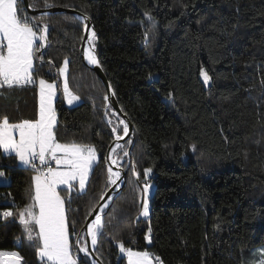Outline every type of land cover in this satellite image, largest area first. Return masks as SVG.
Listing matches in <instances>:
<instances>
[{
	"label": "trees",
	"instance_id": "16d2710c",
	"mask_svg": "<svg viewBox=\"0 0 264 264\" xmlns=\"http://www.w3.org/2000/svg\"><path fill=\"white\" fill-rule=\"evenodd\" d=\"M28 1L34 10L73 9L92 20L96 57L134 126L123 145L129 156L119 149L126 183L106 210L99 261L128 264L121 241L163 264H243L244 253L264 250V0ZM18 11L34 28L48 24L34 78L60 85L67 59L69 87L82 101L68 107L60 91L58 142L94 146L99 156L86 192L74 189L69 201L66 189L59 190L78 256V234L111 190L106 157L115 134L107 121L108 90L84 60L82 20L66 12L33 16L21 0ZM3 116L13 123L37 119V88L1 89ZM149 167L151 214L142 218ZM0 171L10 179L0 185V212H13L0 216V251L19 252L22 264H46L17 215L31 203L34 172L1 149ZM79 264L91 261L80 254Z\"/></svg>",
	"mask_w": 264,
	"mask_h": 264
},
{
	"label": "snow or ice",
	"instance_id": "6c2138e0",
	"mask_svg": "<svg viewBox=\"0 0 264 264\" xmlns=\"http://www.w3.org/2000/svg\"><path fill=\"white\" fill-rule=\"evenodd\" d=\"M33 25L34 21L27 15L19 14L18 0H0V89L37 84L33 76L34 60L43 61V56H38L37 53L46 46L48 24L44 23L35 28ZM84 28L85 31L88 30L86 23ZM145 36L147 37V33ZM95 39L96 33L91 31L86 39L88 45L86 58L92 64H98L93 52ZM67 67L68 60L65 59L60 72L64 75L63 94L71 104L80 97L69 88ZM203 76L205 82L210 79L206 72ZM38 86V118L13 123L7 116L0 117V149L5 155L14 154L22 165L31 167L36 173L33 176L31 203L17 214L19 222L24 226L27 240L39 242L38 254L42 260H46V264H78L72 253L65 197L61 196L57 189L60 185L67 186L69 201L74 188L77 192H83L98 156L94 146L58 142L55 132L57 114L53 105L57 85L40 78ZM118 129L122 131L123 136L117 134L116 141L129 136L128 123L124 120H119L118 125L113 126L112 132L117 133ZM116 149H122L124 157L129 156L127 149L119 143L110 150L111 155L106 159L110 161L107 173L108 182L112 185H116L121 177V172L113 171L112 167L116 165L119 168L121 164ZM52 161L55 162V167L51 166ZM132 171L139 180L140 173L135 170L134 164ZM152 171L150 167L143 170L145 177L141 188L143 216H147L149 212L147 197L152 185L148 177ZM0 177H5L3 171H0ZM105 195L106 193L102 194L100 199H104ZM107 207L108 204L105 203L99 208V212L103 213ZM0 216L10 217L13 216V212L4 210L0 212ZM104 229L102 217L97 214L86 231L91 237L93 247ZM76 243L80 245L78 252L82 251L87 255V241L77 239ZM119 247L121 252L127 253L128 264H153L148 252L125 248L122 241L119 242ZM22 261L23 257L19 252L0 251V264H22ZM157 264H160L158 259ZM259 264H264V250H261Z\"/></svg>",
	"mask_w": 264,
	"mask_h": 264
},
{
	"label": "water",
	"instance_id": "95a60500",
	"mask_svg": "<svg viewBox=\"0 0 264 264\" xmlns=\"http://www.w3.org/2000/svg\"><path fill=\"white\" fill-rule=\"evenodd\" d=\"M22 3L25 5L26 9L28 10V12L33 15V16H37V15H48V14H51V13H55V12H66V13H71V14H74L75 16H77L80 20H82L84 23H86L88 25V30L86 31L85 33V41H84V48H83V57H84V60L86 62V64L88 66H90L92 69H94L98 76L100 77V79L102 80V82L104 83V85L106 86L107 90H108V106H111V108L115 111V113L122 119L124 120L125 122L128 123V127H129V136L127 137H123V139H121L119 141V143L122 145L124 144L134 133V126L131 122V120L129 119V117L127 115L124 114L123 110L121 109V107L119 106L118 102H117V99L115 97V93L113 91V88L107 78V76L105 75L102 67L100 66L99 64V61H98V64H91L87 58H86V51H87V48H88V45L86 43V39L88 37V33L89 31H95L96 33V30H95V27L93 25V22L90 18H88L87 16L77 12L76 10H73V9H65V8H53V9H47V10H34V9H31L30 7V4H29V1L28 0H21ZM85 17H87V19H85ZM97 34V33H96ZM114 93V94H113ZM123 136V135H122ZM116 137V136H115ZM118 141H116V138H115V141L111 144V146L109 147L108 151H107V157L108 158L110 155H111V149L114 148V146L116 145ZM106 162L109 166V163L110 161L106 159ZM113 168H115V165H112ZM119 170V169H117ZM120 171V170H119ZM121 172V178H122V183L120 185V187L117 189V191L115 192V196L113 198V201L114 199L122 192L123 190V187L126 183V172ZM111 193V190L108 191L106 193V195L104 196V199H101V202L99 204V206L96 208V210L93 212V214L91 215L89 221L87 222L86 226L81 230V232L78 234V238L77 239H80L82 238V235L85 231H87V228L89 226V224L91 223V221L94 219V217L98 214V211H99V208L104 204L106 198L109 196V194ZM113 201L111 202L110 206H112L113 204ZM108 207V208H109ZM105 214H106V211L102 213L101 217H102V222L104 223V217H105ZM101 235V234H100ZM100 235L98 236V239H97V244L92 247L91 245V237L88 236V251H89V259L91 261V264H102L99 259L97 258V256L95 255V250L97 248V245H98V240L100 238Z\"/></svg>",
	"mask_w": 264,
	"mask_h": 264
},
{
	"label": "rangeland",
	"instance_id": "374dc122",
	"mask_svg": "<svg viewBox=\"0 0 264 264\" xmlns=\"http://www.w3.org/2000/svg\"><path fill=\"white\" fill-rule=\"evenodd\" d=\"M63 66H64V64H63ZM62 66V67H63ZM61 67V68H62ZM67 79H68V67H67ZM63 81H64V75L60 72V86H61V90L63 91ZM70 88V87H69ZM71 90V89H70ZM63 96H64V94H63ZM64 101H65V97H64ZM82 102V101H81ZM65 104H66V102H65ZM67 105V104H66ZM79 105V104H78ZM78 105H75V106H72V107H76V106H78ZM68 106V105H67ZM68 107H70V106H68ZM111 107V106H110ZM110 114L112 115L111 117H108V119H107V121L109 122V121H111V123H109L112 127L114 126V125H118V122H119V120L117 119V118H115V117H117V114L115 113V111L112 109V111L110 112ZM114 117V118H113ZM120 127H122V126H120ZM115 134V136L118 134V132L117 133H114ZM122 145H124V144H122ZM2 150V149H1ZM3 151V150H2ZM117 154H118V158L121 160V164H120V166H119V170L120 171H122L121 170V167H122V165L124 164V158H122L121 156H120V150H118L117 151ZM98 156V155H97ZM98 159H99V156H98ZM123 172V171H122ZM88 181H89V179H88ZM88 181H87V184H86V187H85V189H84V191L83 192H79V193H84V192H86V190H87V187H88ZM9 183H10V179L5 175V177H0V185L1 186H6V185H9ZM111 186H112V184H110ZM64 187H67V186H64ZM58 191V190H57ZM152 191H153V189H152V187H151V189L149 190V193H148V197H147V199H148V209H149V212H148V215L147 216H143V215H141V217L142 218H149L150 217V214H151V204H150V201H151V197H152ZM11 224V223H10ZM21 226H22V228L24 229V226L21 224ZM25 238H26V235H25ZM26 241L28 242V243H37L38 245H39V242L38 241H35V242H30V241H28L27 240V238H26ZM81 241L82 242H84V241H87V244H88V235L86 234V231L83 233V235H82V238H81ZM71 242V241H70ZM78 247L76 248V251H77V253L78 254H80V252H78V249H79V245H77ZM261 250H263V249H260V248H255V249H253L252 251H250V252H247V253H244V255H243V264H259V261H260V259H257V257H256V255H257V253H261ZM82 252V251H81ZM72 253H73V249H72ZM74 255V254H73ZM75 258H76V256H74ZM149 258L153 261V264H157V262H155V257L152 255V256H150L149 255ZM46 261V260H45ZM160 264H163V263H160Z\"/></svg>",
	"mask_w": 264,
	"mask_h": 264
},
{
	"label": "crops",
	"instance_id": "0c3cea01",
	"mask_svg": "<svg viewBox=\"0 0 264 264\" xmlns=\"http://www.w3.org/2000/svg\"><path fill=\"white\" fill-rule=\"evenodd\" d=\"M37 80V79H36ZM49 82V81H48ZM49 83H55L56 85H57V90H56V96H55V98H54V101H53V105H54V108H55V110H56V114H57V109H56V103H57V100H58V97H59V93H60V91H61V93H62V96H63V91L61 90V86L57 83V82H49ZM24 86H35L36 88H37V92H38V114H39V86H38V80H37V84H34V85H24ZM20 87H23V86H14V88H20ZM6 89H7V87H5ZM1 90V89H0ZM65 97V102H66V104L68 105V106H70V107H72V106H75V105H78V104H80L81 103V99H79V100H74L71 104L68 102V99H67V97L64 95L63 96V98ZM37 118H38V116H37ZM57 123H58V115H57ZM57 126V125H56ZM97 153V152H96ZM12 155H14V154H12ZM98 155V154H97ZM15 156V155H14ZM16 157V156H15ZM17 158V157H16ZM17 161H18V164H19V166L20 167H23V168H27V169H31V167H29V166H24V165H22L21 164V162L18 160V158H17ZM98 162V161H97ZM96 165V163L93 165V168H94V166ZM93 170V169H92ZM34 172V175H36V173H35V171H33ZM91 174V173H90ZM33 175V176H34ZM89 177H90V175H89ZM65 185H60V186H58V191L60 190V189H66L67 187H64ZM33 187H34V181H33ZM75 189V188H74ZM73 189V190H74ZM139 252H141V251H139ZM120 254L122 255V256H127V253L126 252H121V250H120ZM149 255L150 256H152V254H150L149 253ZM155 262H156V260H155Z\"/></svg>",
	"mask_w": 264,
	"mask_h": 264
},
{
	"label": "bare ground",
	"instance_id": "6f19581e",
	"mask_svg": "<svg viewBox=\"0 0 264 264\" xmlns=\"http://www.w3.org/2000/svg\"><path fill=\"white\" fill-rule=\"evenodd\" d=\"M90 33H91V30L89 31L88 36L90 35ZM93 52H94V54H95V56H96V50H95V47H94V49H93ZM97 60H98V59H97ZM91 64H92V63H91ZM109 107H110V106H109ZM117 143H119V141H118ZM117 143H116V144H117ZM119 144H120V143H119ZM115 146H116V145H115ZM115 146H114V148H115ZM118 150H119V149H116V152H117ZM117 169H119V168H117V166L115 165V168H113V171H117ZM121 183H122V178L120 177V180L117 181V184L111 186V193L109 194V196L106 198V200H105V202H104V204H105V203L108 204V207L110 206L111 202L113 201V198H114V196H115V192H116L117 189L120 187ZM104 204H103V205H104ZM103 205H102V206H103ZM102 206H101V207H102ZM108 207L105 208L103 212H105V211L108 209ZM98 214H99V215H102V213H100L99 211H98ZM92 247H93V246H92ZM82 254H83L85 257L89 258V256H88L89 251H88V254H87V255H86L84 252H82Z\"/></svg>",
	"mask_w": 264,
	"mask_h": 264
},
{
	"label": "built area",
	"instance_id": "2783aa9c",
	"mask_svg": "<svg viewBox=\"0 0 264 264\" xmlns=\"http://www.w3.org/2000/svg\"><path fill=\"white\" fill-rule=\"evenodd\" d=\"M51 166H53V167L56 166L54 161L51 162ZM33 171H34V170H33ZM77 245H78V244H77ZM79 247H80V245H79ZM80 254L83 255L81 251H80ZM80 254H79L78 256H76V259H77L78 264H79V260H80ZM157 259L160 261V258H159V257H156V258H155L156 262H157Z\"/></svg>",
	"mask_w": 264,
	"mask_h": 264
}]
</instances>
